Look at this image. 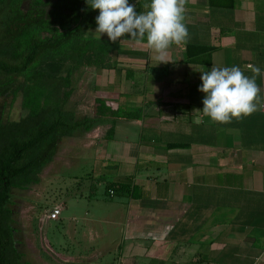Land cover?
<instances>
[{
	"label": "crops",
	"instance_id": "obj_1",
	"mask_svg": "<svg viewBox=\"0 0 264 264\" xmlns=\"http://www.w3.org/2000/svg\"><path fill=\"white\" fill-rule=\"evenodd\" d=\"M129 3L144 13L151 0ZM184 23L189 39L170 46L167 63L146 37L125 35L118 67L92 75L109 107L143 114L118 120L111 136L113 118L102 117L74 153L92 149L94 162L89 191L80 194L93 203L90 215L76 220L120 228L121 239L90 251L58 241L60 251L44 255L39 245L52 246L42 233L25 246L16 231L24 264H264V110L219 123L204 114L198 90L201 70L212 66L264 72V0H186ZM95 29L86 36L109 39ZM256 83L264 98V76ZM105 181L136 185L142 196L98 195Z\"/></svg>",
	"mask_w": 264,
	"mask_h": 264
},
{
	"label": "trees",
	"instance_id": "obj_2",
	"mask_svg": "<svg viewBox=\"0 0 264 264\" xmlns=\"http://www.w3.org/2000/svg\"><path fill=\"white\" fill-rule=\"evenodd\" d=\"M25 1L0 0V98H12L14 103L22 97L26 106L30 91L40 88L43 96L19 119H0V264H24L16 247L13 189L38 184L63 140L77 131H89L109 116L111 136L118 120L143 115L140 109L113 110L105 89L96 87L94 117L79 119L68 108L75 91L74 73L82 68L116 69L123 37L114 43L86 36L97 27L99 15L87 0H30L28 7ZM104 184L109 193L142 196L130 183Z\"/></svg>",
	"mask_w": 264,
	"mask_h": 264
},
{
	"label": "rangeland",
	"instance_id": "obj_3",
	"mask_svg": "<svg viewBox=\"0 0 264 264\" xmlns=\"http://www.w3.org/2000/svg\"><path fill=\"white\" fill-rule=\"evenodd\" d=\"M29 3L30 0H26L23 5L28 7ZM95 72V68H82L73 75L75 91L68 108L74 110L79 119L93 115L92 75ZM41 94L40 88L30 91L26 106L22 97L14 103L12 98H0V119L4 121L19 119L43 96ZM84 139H87L85 130H79L74 136L64 139L57 152L58 161L55 162V167L52 168L51 165L47 167L41 174L38 184L25 189H13L11 202L14 211L13 225L22 245L26 246L29 238L42 233L53 249L44 242V245H39V250L42 254L48 255L46 250L51 253L60 251L58 241L72 250L90 251L93 245L107 244L111 239H121L120 228L81 218L76 220V217L85 218L93 204L88 198L80 196L81 193L89 191L93 181L89 178L90 174L87 175V172L94 168V162L90 158L93 151L89 149L87 154L83 152L74 157L76 151H81L80 145ZM65 157L66 160H63ZM104 192L105 187L100 183L98 195L102 196ZM99 202L98 204L107 206L109 200L102 199ZM55 207L61 208L59 219L48 220L51 210ZM95 208L96 206L92 209Z\"/></svg>",
	"mask_w": 264,
	"mask_h": 264
},
{
	"label": "clouds",
	"instance_id": "obj_4",
	"mask_svg": "<svg viewBox=\"0 0 264 264\" xmlns=\"http://www.w3.org/2000/svg\"><path fill=\"white\" fill-rule=\"evenodd\" d=\"M92 9H98L95 17V33L107 34L112 42L125 35L132 39H144L149 48L156 51L158 62L167 63V50L172 44L186 43L189 31L184 23L186 0H151L147 12L138 13L129 0H87ZM147 7V6H146ZM252 76H247L239 66L217 67L201 70L202 84L198 90L205 93L203 112L213 121L230 123L264 110V98L260 96L258 77L264 76L258 66H249Z\"/></svg>",
	"mask_w": 264,
	"mask_h": 264
},
{
	"label": "built area",
	"instance_id": "obj_5",
	"mask_svg": "<svg viewBox=\"0 0 264 264\" xmlns=\"http://www.w3.org/2000/svg\"><path fill=\"white\" fill-rule=\"evenodd\" d=\"M110 193H111V195L114 194L113 191H111ZM60 213H61V208L60 207H55V208H53V210H51V212L49 214V218L51 220H56V219H58Z\"/></svg>",
	"mask_w": 264,
	"mask_h": 264
}]
</instances>
